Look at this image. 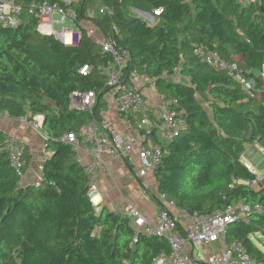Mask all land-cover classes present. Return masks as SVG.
Returning a JSON list of instances; mask_svg holds the SVG:
<instances>
[{"label": "trees", "instance_id": "trees-1", "mask_svg": "<svg viewBox=\"0 0 264 264\" xmlns=\"http://www.w3.org/2000/svg\"><path fill=\"white\" fill-rule=\"evenodd\" d=\"M17 1L63 6L60 0ZM89 1L71 2L73 23L91 22L129 53V70L154 77L156 93L177 100L182 110L184 129L162 145L157 192L190 214L222 212L239 204L264 208V187L248 185L255 175L240 160L245 145L264 148V101L246 94L226 71L200 63L191 48L204 47L243 72L259 73L264 66V0H96L113 10L110 17L98 12L88 17ZM125 3L162 13L148 25L131 15ZM36 24L23 15L15 29L0 26V113L14 120L42 116L41 133L50 154L41 167L40 186H20L0 131V264H151L169 251L166 240L139 235L133 241L126 217L105 209L97 213L87 197L84 166L60 141L91 119L70 107L69 96H102L107 88L101 69L112 58L82 27L74 44L62 45L39 35ZM83 66L91 67L86 75L79 73ZM175 70L185 82L171 78ZM100 99L95 117L103 108ZM23 159L26 169V148ZM263 229L264 214L250 213L228 225L224 240L240 244L255 264H264V252L252 241Z\"/></svg>", "mask_w": 264, "mask_h": 264}, {"label": "built area", "instance_id": "built-area-1", "mask_svg": "<svg viewBox=\"0 0 264 264\" xmlns=\"http://www.w3.org/2000/svg\"><path fill=\"white\" fill-rule=\"evenodd\" d=\"M60 1L63 6L47 2H31L23 6L17 0H0V26L15 29L21 24L22 16L27 15L36 19V32L39 35L54 37L62 45L74 44L79 31H53L54 23L63 25L66 19L73 22L75 18L70 7L71 1ZM152 13L159 16L162 10H152ZM54 14L60 17L59 21H53ZM98 14L110 17L113 10L99 6ZM93 39L112 58L101 69L107 89L101 92L102 96L93 92H74L69 96L70 107L86 113L91 119L79 131L68 132L60 139L63 144L71 147L76 156L91 159L85 164L78 161L89 176L87 197L93 208L96 209L94 198L98 195L95 177L99 173H108L111 166L126 170L136 184L139 195L151 197L157 207L153 220H149L134 203L126 204L123 216L127 218L134 232L133 241L139 235H145L163 238L169 246V251L153 258L151 264H255L240 244L225 243L224 235L229 224L245 219L250 213L264 214V208L259 205L239 204L222 212L190 214L169 202L165 195L158 193L155 172L161 161L162 145L174 139L185 127L180 105L177 100L159 96L156 91L154 94L157 98L152 101L151 95L145 94L144 89L147 86L153 87L156 79L146 78L134 70H129V53L116 48L111 40ZM191 48L193 57L200 63L226 71L238 81L246 94L252 95L254 85L242 76L243 71L237 64L226 63L216 52L208 51L204 47L192 45ZM179 58L183 60L182 54ZM90 71L91 67L83 66L79 73L86 75ZM176 75L177 70L171 78ZM258 79L264 85V66L258 73ZM100 97L103 108L95 117V107L101 100ZM115 117L116 122L113 121ZM29 118L24 116L16 120L42 136V116L35 115L30 120ZM12 120L14 119L6 112L0 113V124ZM4 150L9 165L20 178L19 185L22 186L25 170L24 147L16 137L6 136ZM259 152L264 156L263 148H259ZM247 169L255 175V179L248 185L258 187L263 182L264 174L258 175L252 167ZM41 182L42 179L38 178L33 185L39 187ZM214 246L216 248L213 251ZM204 247H209L212 251L204 255L203 260L194 256L195 249Z\"/></svg>", "mask_w": 264, "mask_h": 264}, {"label": "crops", "instance_id": "crops-1", "mask_svg": "<svg viewBox=\"0 0 264 264\" xmlns=\"http://www.w3.org/2000/svg\"><path fill=\"white\" fill-rule=\"evenodd\" d=\"M70 1L77 2L78 0ZM253 1L259 3L261 0H241L243 4ZM97 6H99V3ZM86 14L88 17L91 16L89 12ZM70 22L76 27L79 26L87 30L92 38H104L101 32L89 21L83 20L79 25L74 24L72 21ZM233 59L235 61H240V57L238 56L233 57ZM246 75L248 77L255 76L256 79L258 77L257 71H248ZM254 90L252 94L253 97L257 100L264 101V85L262 83H257V85L254 86ZM113 121L116 122V117ZM0 131L3 133L4 137H16L23 147L26 148V154L30 157V160L25 169L21 184L25 186L33 185L38 178H41L42 164L50 155L45 151L44 135L41 136L35 133L28 126L21 124L18 120L1 123ZM259 148L262 147L255 144L245 145L244 152L240 159L246 168L252 167L255 172V166L264 158V156L260 154ZM77 159L83 164L91 161L90 158L85 156H77ZM94 182L98 187V195L94 198V202L97 204L95 209L97 213L100 212L101 209H105L106 211L123 215V209L126 204L134 203L147 219L153 220L157 208L155 202L151 197H141L139 195L136 184L128 171L116 169L114 166H111L108 173H99L95 177ZM258 187H264V179L263 182L259 183Z\"/></svg>", "mask_w": 264, "mask_h": 264}, {"label": "rangeland", "instance_id": "rangeland-1", "mask_svg": "<svg viewBox=\"0 0 264 264\" xmlns=\"http://www.w3.org/2000/svg\"><path fill=\"white\" fill-rule=\"evenodd\" d=\"M98 3L96 0H90L87 5H86V8H87V12L90 13L91 17L95 16L98 12ZM130 5L128 3H125L124 4V8L126 10L129 11V13H131V15H135V16H138L140 17L141 19L144 20V22H146L148 25H152L154 23V15L152 12H148L144 9H140L139 11L140 12H143V13H146L148 15H150L153 20H150L149 18H147L146 16L142 15V14H139L134 8H131L129 7ZM87 15V14H86ZM153 15V16H152ZM60 20V17L56 14L53 15V21H59ZM79 27H76L75 25H73L69 19H66L64 24L61 25V24H58V23H54L53 24V31L55 33L57 32H60L62 29H74V30H78ZM248 71H244L243 72V77H246L248 79L249 82H251L254 86L257 85V83L261 84L260 80L255 78V76L253 77H248L246 75ZM173 80L176 81V82H185L186 80L183 78V76L180 74V73H177V75L175 77H173ZM154 88L151 87V86H147L145 89H144V93L147 94V95H151L150 96V99L152 101H154L157 96L156 94H154ZM255 90H253L252 94L254 93ZM42 102L44 101V99L41 100ZM45 103H47L48 105H50V103L47 101H44ZM203 106L205 108H207V104H203ZM255 170L257 172V174L259 175H262L264 173V158L261 159V161L255 166ZM95 201V200H94ZM252 241L253 243L259 247V249L264 252V234H262L261 232L257 233L254 237H252ZM216 246L212 247L213 251L215 250ZM212 249H210L209 247H204V248H197L195 249L194 251V256H198L199 259L203 260V256L208 254L209 251H212Z\"/></svg>", "mask_w": 264, "mask_h": 264}, {"label": "water", "instance_id": "water-1", "mask_svg": "<svg viewBox=\"0 0 264 264\" xmlns=\"http://www.w3.org/2000/svg\"><path fill=\"white\" fill-rule=\"evenodd\" d=\"M139 14H142V15H144V16H146L147 18H149L150 20H153V18L150 16V15H148V14H146V13H143V12H140V11H137Z\"/></svg>", "mask_w": 264, "mask_h": 264}]
</instances>
